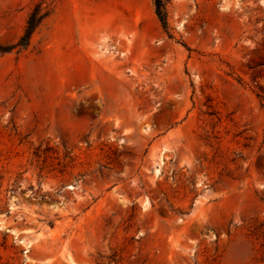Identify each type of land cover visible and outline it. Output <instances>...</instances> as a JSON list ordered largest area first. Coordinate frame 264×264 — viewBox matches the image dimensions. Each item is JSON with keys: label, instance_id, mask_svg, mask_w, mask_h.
Listing matches in <instances>:
<instances>
[{"label": "rangeland", "instance_id": "1", "mask_svg": "<svg viewBox=\"0 0 264 264\" xmlns=\"http://www.w3.org/2000/svg\"><path fill=\"white\" fill-rule=\"evenodd\" d=\"M144 2L0 0V264H264V0Z\"/></svg>", "mask_w": 264, "mask_h": 264}, {"label": "crops", "instance_id": "2", "mask_svg": "<svg viewBox=\"0 0 264 264\" xmlns=\"http://www.w3.org/2000/svg\"><path fill=\"white\" fill-rule=\"evenodd\" d=\"M72 2H75L76 5L74 6V11L76 12V15L78 17L83 16H97L99 13L106 17L110 16H116L122 19L121 24L124 27L125 32L130 35L131 32L134 33V41L137 40H149L151 33L150 31H145L142 27H136L134 24L132 25V22L130 21L131 18L134 17H141L144 15V6L145 2L144 0H127L126 5L119 6L117 9L114 8V4H112V0H71ZM147 11L149 13L150 11V3L147 1L146 3ZM81 27L76 28V32L81 34L83 31ZM117 29H106L103 28V35L105 34H112L116 35L118 34ZM88 31V35H89ZM94 35V34H93ZM91 39H96V35L89 37ZM82 38L79 37V40Z\"/></svg>", "mask_w": 264, "mask_h": 264}, {"label": "trees", "instance_id": "3", "mask_svg": "<svg viewBox=\"0 0 264 264\" xmlns=\"http://www.w3.org/2000/svg\"><path fill=\"white\" fill-rule=\"evenodd\" d=\"M169 2L170 0H154L156 14L165 30H167L169 26L167 15V5ZM52 11L53 9L48 4L44 5V1L36 2L29 13L24 33L14 46H18L20 49L27 48L34 32L38 29L43 20L52 13Z\"/></svg>", "mask_w": 264, "mask_h": 264}]
</instances>
